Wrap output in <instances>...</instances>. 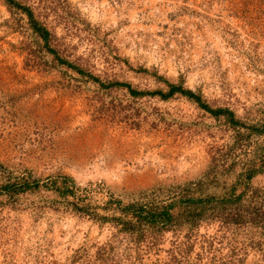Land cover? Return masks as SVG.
Returning <instances> with one entry per match:
<instances>
[{
    "label": "rangeland",
    "instance_id": "1",
    "mask_svg": "<svg viewBox=\"0 0 264 264\" xmlns=\"http://www.w3.org/2000/svg\"><path fill=\"white\" fill-rule=\"evenodd\" d=\"M0 264H264V0H0Z\"/></svg>",
    "mask_w": 264,
    "mask_h": 264
}]
</instances>
